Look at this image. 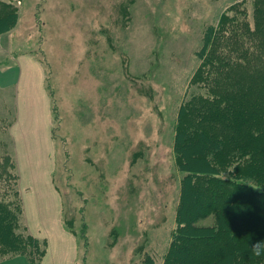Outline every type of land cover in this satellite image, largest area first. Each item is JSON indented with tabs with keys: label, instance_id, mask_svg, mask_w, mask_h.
<instances>
[{
	"label": "rangeland",
	"instance_id": "rangeland-1",
	"mask_svg": "<svg viewBox=\"0 0 264 264\" xmlns=\"http://www.w3.org/2000/svg\"><path fill=\"white\" fill-rule=\"evenodd\" d=\"M11 11L0 64L28 55L44 67L53 179L64 227L78 241L76 264H143L147 256L162 264L185 176L177 132L214 128L247 105L245 113L264 115V0H0V18ZM14 106V92L0 90V178L4 159L6 168L15 160ZM0 187L14 212L12 189ZM242 217L262 225L264 209ZM208 245L193 248L198 261L225 251ZM256 249L264 256V245Z\"/></svg>",
	"mask_w": 264,
	"mask_h": 264
},
{
	"label": "trees",
	"instance_id": "trees-1",
	"mask_svg": "<svg viewBox=\"0 0 264 264\" xmlns=\"http://www.w3.org/2000/svg\"><path fill=\"white\" fill-rule=\"evenodd\" d=\"M15 22L14 11L1 17L0 34L12 28ZM247 106L250 108L238 113L230 110L223 113L219 126L211 119L204 120L211 122L214 128L192 124L177 132L175 150L179 169L185 176L181 181L177 227L162 264H235L236 258L264 264V256L256 249L264 245V217L258 221H262V225L256 224V219L242 217L254 205L264 209V115L245 113L252 108ZM207 111L205 108L203 113ZM186 154L198 163L186 161ZM7 161L4 159L0 183L2 188L12 189L16 204L13 212L0 198V257L9 256L0 261L23 256L38 264L44 256L46 242L32 237L23 224L15 160L6 168ZM186 166L195 171L187 170ZM236 194L243 198L237 211ZM208 217L214 220L212 226H195ZM215 241H219L225 251L221 253V248L215 254L209 252L206 259L198 261L192 251L195 245ZM143 264L157 263L147 256Z\"/></svg>",
	"mask_w": 264,
	"mask_h": 264
},
{
	"label": "crops",
	"instance_id": "crops-1",
	"mask_svg": "<svg viewBox=\"0 0 264 264\" xmlns=\"http://www.w3.org/2000/svg\"><path fill=\"white\" fill-rule=\"evenodd\" d=\"M6 89L14 92L15 118L10 134L23 216L29 234L46 242L38 264H76L78 241L64 227L62 199L53 179L55 149L44 67L28 55H18L8 67L0 64V90ZM0 264L36 263L15 256Z\"/></svg>",
	"mask_w": 264,
	"mask_h": 264
}]
</instances>
